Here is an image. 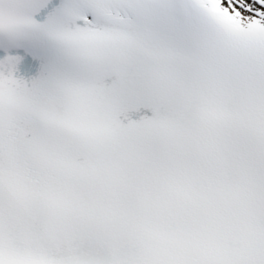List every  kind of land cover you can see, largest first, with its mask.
<instances>
[{
  "label": "snow or ice",
  "instance_id": "1",
  "mask_svg": "<svg viewBox=\"0 0 264 264\" xmlns=\"http://www.w3.org/2000/svg\"><path fill=\"white\" fill-rule=\"evenodd\" d=\"M0 264H264V0H0Z\"/></svg>",
  "mask_w": 264,
  "mask_h": 264
}]
</instances>
